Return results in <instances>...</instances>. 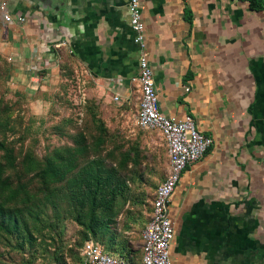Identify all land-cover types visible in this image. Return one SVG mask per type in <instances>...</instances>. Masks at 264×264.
Instances as JSON below:
<instances>
[{"label":"crops","instance_id":"obj_1","mask_svg":"<svg viewBox=\"0 0 264 264\" xmlns=\"http://www.w3.org/2000/svg\"><path fill=\"white\" fill-rule=\"evenodd\" d=\"M139 1L160 110L189 114L212 139L168 204L172 262L264 264V0L257 9L249 0ZM2 2L14 19L0 13V55L29 97L70 53L108 99L115 89L136 112L127 0Z\"/></svg>","mask_w":264,"mask_h":264},{"label":"rangeland","instance_id":"obj_2","mask_svg":"<svg viewBox=\"0 0 264 264\" xmlns=\"http://www.w3.org/2000/svg\"><path fill=\"white\" fill-rule=\"evenodd\" d=\"M105 86L68 53L29 97L0 55V203L17 209L16 229L0 228V264H81L87 242L140 255V233L168 166L166 148L157 131L136 124L132 101L115 102L107 85L108 99ZM50 156L71 160L57 181L39 176Z\"/></svg>","mask_w":264,"mask_h":264},{"label":"built area","instance_id":"obj_3","mask_svg":"<svg viewBox=\"0 0 264 264\" xmlns=\"http://www.w3.org/2000/svg\"><path fill=\"white\" fill-rule=\"evenodd\" d=\"M127 9L130 28L139 52L137 74L131 77L139 93L136 124L143 129L158 132L166 148L168 166L163 179L155 188L151 212L140 233L139 260L134 263L103 250L93 242H87L82 248L81 264H173L170 244L174 237V228L168 214V204L182 172L199 160L212 144V139L195 127L189 114L178 118L165 115L160 110L152 70L147 60L145 24L141 17L140 1L127 0ZM0 13L5 22L14 19L5 2L0 4ZM17 20L23 22L25 17L19 16ZM113 99L121 103L118 91Z\"/></svg>","mask_w":264,"mask_h":264},{"label":"trees","instance_id":"obj_4","mask_svg":"<svg viewBox=\"0 0 264 264\" xmlns=\"http://www.w3.org/2000/svg\"><path fill=\"white\" fill-rule=\"evenodd\" d=\"M249 1H250V7L253 9H257L262 6V4L258 0H249ZM75 152H78V151L75 150L74 153ZM67 155L71 156V149H67ZM10 157L11 155L9 154L8 158L10 159ZM55 157L56 156H50L49 158H47L44 168H42L39 172L40 173L39 176L43 178L45 181L47 180L57 181L60 178H62L64 175H66L67 171L71 169V160H68L66 162L57 163L55 162L56 161ZM8 161L9 163H11L10 160ZM4 188L5 186H3V184L0 181V193L1 194H2V191H4ZM29 197L30 196L26 194L22 198L21 201L22 202L28 201ZM2 204L3 203H0V228H2L1 226H3L4 230H6L7 232H10L11 230L16 229L17 227V220L15 217L17 209L15 208L12 210H7L5 209V206H3ZM150 212H151V208H150ZM117 255L122 256L120 254H117ZM122 257L136 263L139 260L140 255L138 256V258L128 257V256H122Z\"/></svg>","mask_w":264,"mask_h":264}]
</instances>
